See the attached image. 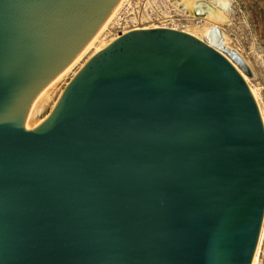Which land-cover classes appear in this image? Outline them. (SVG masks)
<instances>
[{"label":"water","instance_id":"1","mask_svg":"<svg viewBox=\"0 0 264 264\" xmlns=\"http://www.w3.org/2000/svg\"><path fill=\"white\" fill-rule=\"evenodd\" d=\"M119 2L0 0V264H250L264 122L211 44L120 32L27 128Z\"/></svg>","mask_w":264,"mask_h":264},{"label":"bare ground","instance_id":"2","mask_svg":"<svg viewBox=\"0 0 264 264\" xmlns=\"http://www.w3.org/2000/svg\"><path fill=\"white\" fill-rule=\"evenodd\" d=\"M230 2H231L230 0H175V2L173 1L174 4L180 3L183 8L182 10H185L190 14L188 20H195L194 16H191L193 12L203 13L204 16L193 22H187L184 24L177 22L176 19L161 18L159 20L161 24H158V22L157 23L152 22L150 26H148L142 24L143 23L142 21H146V22L149 21L148 19L149 16L148 14L145 13L142 15L140 14L141 15L140 18H137L135 15V16H131L130 20L122 21V23L123 22L127 23L131 21L132 24H129L128 26L129 28L121 27L120 29L113 30L112 28L115 25L119 24L120 11L130 3V0H120L118 5L109 15V17L106 19V21L101 26L99 31L88 43V45L83 49V51L76 57V59L70 65H68L64 70H62L58 75H56L53 79H51L32 99L29 110L27 128L33 126L32 124H34L37 120L39 121L41 120L36 118L37 113L41 110L43 105L47 104L51 99H52V103L50 104V108L52 107L57 96L62 90L64 84L77 71V69L83 64V62L87 58H89L92 54H94L96 51L106 46L110 41H112L115 37H117L120 32L123 33L126 32L127 30L134 28H146V27H157V26L178 28L196 36L197 38L204 40L208 44H211L214 48H216L219 52H221L233 63L232 59H230L227 55L230 54V52L233 51V49H231L228 43L229 42L228 36L222 27L223 26L222 24L228 20V14L230 11ZM132 4H134V2ZM145 4L150 5L151 0H146ZM212 28H214V30H211ZM238 57L239 56L237 54V56H235V59L241 65L239 66L242 69H239L238 67L236 68L241 73L245 82L247 83L249 90L252 93V96L254 97V100L258 106V110L262 122H264V105H262L261 102V96L259 92L260 87H258L256 84L251 82V80L248 78V75H250L251 73L250 72L248 73L245 70V68H248L247 65L244 64V62L240 60V58ZM66 76H68L69 78L65 79ZM53 94H55L54 97ZM44 95L46 96V98L43 97ZM44 98L46 100L45 103L44 101H42L44 100ZM250 264H264V215H262L260 230Z\"/></svg>","mask_w":264,"mask_h":264},{"label":"rangeland","instance_id":"3","mask_svg":"<svg viewBox=\"0 0 264 264\" xmlns=\"http://www.w3.org/2000/svg\"><path fill=\"white\" fill-rule=\"evenodd\" d=\"M145 1L146 0H130V3L120 11L119 24L115 25L112 29L117 30L121 27L129 28V24H132L131 21L127 23H122V21L130 20V17L135 15L137 18H140L141 15L145 13L148 14L149 21H142V24L148 26H150L152 22L161 24L159 21L161 18L176 19L177 22L184 24L193 22L204 16L203 13L193 12L191 16H194L195 20H188L190 14L182 10L183 8L180 3L174 4L173 1L175 2V0H151L150 5H146ZM230 1L228 20L222 24V27L228 36V43L231 49H233V51L238 54L240 60L247 65L251 73L250 75L247 74L248 78L251 82L260 87L261 102L262 105H264V0ZM133 2L134 4H132ZM227 55L232 59L233 63H235V67L242 69L236 60L232 58L231 54ZM68 76H66L65 79H68ZM54 95L55 94H53V97ZM43 97L46 98L45 95ZM45 98L42 100L44 103L46 101ZM51 103L52 99L47 104L43 105L36 115L37 119H41L49 111ZM38 121L39 120L35 123Z\"/></svg>","mask_w":264,"mask_h":264}]
</instances>
